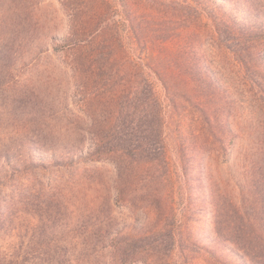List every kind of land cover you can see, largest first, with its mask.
<instances>
[{
  "label": "rangeland",
  "instance_id": "374dc122",
  "mask_svg": "<svg viewBox=\"0 0 264 264\" xmlns=\"http://www.w3.org/2000/svg\"><path fill=\"white\" fill-rule=\"evenodd\" d=\"M8 50L0 264H248L264 0H0Z\"/></svg>",
  "mask_w": 264,
  "mask_h": 264
},
{
  "label": "trees",
  "instance_id": "16d2710c",
  "mask_svg": "<svg viewBox=\"0 0 264 264\" xmlns=\"http://www.w3.org/2000/svg\"><path fill=\"white\" fill-rule=\"evenodd\" d=\"M9 53V50L4 53L0 52L3 58V62H0V74L3 76V79L0 80L4 84L3 87L6 85L8 86L11 81L14 80V63L10 60ZM251 160L254 162L256 169H259V162L255 158ZM240 222L241 224H236L234 222L230 223V226L234 224V233L237 232L238 235L237 237H233V239L230 238V241H232L239 250L244 252L248 264H264V233L262 231L261 222L259 219H241ZM216 229L218 238L222 239L221 229L218 227Z\"/></svg>",
  "mask_w": 264,
  "mask_h": 264
}]
</instances>
